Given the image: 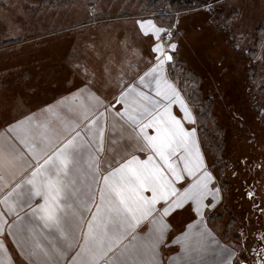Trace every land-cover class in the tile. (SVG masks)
<instances>
[{"label": "rangeland", "instance_id": "374dc122", "mask_svg": "<svg viewBox=\"0 0 264 264\" xmlns=\"http://www.w3.org/2000/svg\"><path fill=\"white\" fill-rule=\"evenodd\" d=\"M196 3L200 6L186 3L185 9L170 11L168 5L149 10L148 0H0V88L5 86V96L12 103L27 85L46 84L49 75L61 67L57 58L72 45L69 36L78 45L83 37L95 35L91 26L84 28L87 20L126 16L155 20L169 34L167 51L186 69L182 77L176 74L172 80L178 85L180 80L196 81L200 89L201 115L196 125L205 131L206 147L200 141L219 189L215 190L210 222L235 250V264H261L264 0ZM96 9L100 14L95 16ZM62 33L66 39L62 40ZM52 34L60 37L54 39ZM190 88L194 90V86ZM205 100L212 102L210 110H206ZM190 106L195 112V106ZM203 111H212L215 118L202 115ZM214 143L223 148L218 162Z\"/></svg>", "mask_w": 264, "mask_h": 264}, {"label": "snow or ice", "instance_id": "6c2138e0", "mask_svg": "<svg viewBox=\"0 0 264 264\" xmlns=\"http://www.w3.org/2000/svg\"><path fill=\"white\" fill-rule=\"evenodd\" d=\"M140 27L145 35L153 30L152 35L157 41L153 51L158 54L155 67L145 73V77L151 76L152 79L145 81V77H141L140 83L150 89L154 83L155 96L160 99L154 100L146 93L137 92L135 86H130L128 92L121 94L122 102L126 104L123 98L135 92L137 107L119 115L122 118L126 116L133 131L139 128L134 139L139 146L138 151L150 153L146 160L131 154V158L124 157L119 161L113 158L118 166L113 167L109 163L101 170L104 128L99 120L103 113L96 116L99 101L91 94L84 96L82 93L74 109L85 122L88 132L95 129L94 135L99 138L95 156L89 153L86 158L85 146L78 142L81 137L79 123H69L59 112L49 109L52 120L38 121L30 117L15 126L27 137L21 142L36 165L28 178L16 184L0 203L6 206L9 214H13L18 205V202L10 200L14 193L25 196L28 201L36 197L43 201L32 208V212L42 222L41 235L47 246L35 238L34 229L29 228L28 231L33 232L34 245L29 255H38L39 249L48 258L46 264H59L57 257H64L66 251L74 246L80 250L72 257L71 264H165L162 249L169 246L166 242L169 226L164 217L188 202L197 206V212L201 207H207L203 202L212 192L209 184L213 177L206 170L199 152L196 129H186L171 110L172 104L178 103L184 112V119L195 123L179 91L165 76V65L173 60L161 42L162 35L168 33L151 20L140 22ZM175 48L176 45L172 44L171 49ZM145 119L147 123H144ZM57 121L63 122L60 130L53 127ZM15 129L10 126L8 130ZM145 129H154L155 135H149ZM34 130H38L36 134H33ZM3 159L0 152V166ZM0 181H3L2 176ZM23 184L29 187L25 192L17 193ZM86 214L90 219L86 218ZM3 215L0 212V218ZM84 224L87 231H83ZM144 224L148 225V230L141 234L138 230ZM76 231H80L82 243H78L72 235ZM8 234L11 235V231ZM3 235L0 228V237ZM173 243L181 244L184 250L180 238ZM2 248L4 245L0 240ZM220 255L223 257L220 264H233L229 249H220ZM169 259L172 264H178V260ZM179 260L190 264V260L184 257ZM0 264H6V261L0 259Z\"/></svg>", "mask_w": 264, "mask_h": 264}, {"label": "crops", "instance_id": "0c3cea01", "mask_svg": "<svg viewBox=\"0 0 264 264\" xmlns=\"http://www.w3.org/2000/svg\"><path fill=\"white\" fill-rule=\"evenodd\" d=\"M93 13L96 16L100 14V11L96 9ZM146 20H151L158 28L164 29L151 18L136 19L126 16L110 20H97V18L87 20V26L84 28L91 26L95 35H91L87 39L83 37L78 45H76L74 37L70 35L72 45L68 52L64 51L61 58L56 57L61 67L49 75L46 84L27 85L22 88L20 97L12 103L10 101L9 103L5 96V86L0 88V152L4 157L3 164L0 166V176L3 177V181H0V200H3L8 192L15 188L16 184L25 181L36 165L31 153L21 142V139L27 137L24 132L15 129L19 121L30 117H35L38 121L52 120L53 117L49 109L59 112L69 123L73 125L79 123L78 130L81 132V137L78 142L84 144L86 158L89 153L92 156L97 154L99 138L94 135L95 129L88 132L85 122L74 109V106L79 103L82 93L84 96L91 94L98 99L96 116L103 113L99 120L100 125L104 128V151L100 153L103 161L101 170L107 168L109 163H112L113 167L118 166L113 158L115 161H119L124 157L131 158V154H135L141 160L147 159L150 153L138 151L139 146L135 143L134 137L139 133V128L137 127L133 131V126L126 116L122 118L119 115L126 111L131 112L133 108L137 107L135 102L138 98L135 92H131L123 98L126 104L122 102L121 94L128 92L130 86H135L137 92L146 93L154 100L160 99L155 96L154 83L151 89L140 83V78L145 77V73L155 67L158 55L153 51L157 42L155 36L152 35L153 30H149V34L145 35L140 27V22ZM101 28L105 29L101 31ZM57 35L60 34L50 36L55 39V37H60ZM62 36V40L66 39L63 33ZM162 43L165 46V51L171 55V52L167 51L168 43ZM170 62L165 65V76L179 91L187 109L192 113L195 123L184 119V112L178 103L172 104V113L182 121L186 129H196L199 152L203 157L206 170L212 174L213 179L209 184L212 192L203 202L207 207H201L197 212V206L188 202L180 208L173 209L167 217H164L169 226L166 241L169 246L162 249L164 261L165 264H172L169 259L172 258L178 260V264H184L179 260L180 257H184L185 260H190V264H220L223 259L220 249L227 248L231 251L233 264H235V250L226 244L221 230L216 228L209 219L215 201L216 179L210 170L206 152L200 141L195 113L179 85L170 76L168 67ZM151 79V76L145 77V81ZM163 103L166 104L167 101H163ZM92 118L94 119L95 116ZM144 123H147L146 119ZM62 125V121H57L53 127L60 130ZM10 126L15 130L9 131ZM37 131L34 130L33 134H36ZM145 131L149 135H155L154 129H145ZM105 174L107 173L105 172ZM28 187L23 184L20 189H17V193L25 192ZM94 188L95 185H93ZM145 195H150V193H145ZM10 200L18 202L16 213L9 214L6 206L0 203V212L4 213L0 218V228L4 232V235L0 237L4 245V248L0 249V259L5 260L6 264H46L48 258L39 249L37 250L38 255H29L30 249L34 246L32 243L33 232L28 231L29 228L34 229L35 238H39L41 243L47 246V241L43 240L41 235L42 222L32 212V208L43 201L39 197L28 201L25 196H17L16 193ZM96 201L99 202L98 193ZM29 203L31 207H29ZM157 207H161V205H157ZM92 211L94 212L95 209L93 208ZM86 218L90 219V216L86 214ZM82 228L83 231H87L86 224L82 225ZM147 230L148 225L144 224L138 231L144 234ZM9 231H11V235L8 234ZM72 235L78 243H82L80 231H76ZM176 238L182 240L185 246L183 251L181 244L173 243ZM79 250V247L74 246L73 249L66 251L64 257H57L59 264H71L72 257Z\"/></svg>", "mask_w": 264, "mask_h": 264}, {"label": "trees", "instance_id": "16d2710c", "mask_svg": "<svg viewBox=\"0 0 264 264\" xmlns=\"http://www.w3.org/2000/svg\"><path fill=\"white\" fill-rule=\"evenodd\" d=\"M186 3H191V5H195L197 7L200 6V4H197L196 3V0H148V4H147V9L150 10V8H153V7H157L159 5L160 8L163 9L164 6H169L170 8H172L170 11H173V10H180V9H185V6L184 4ZM175 8V9H173ZM161 10V9H160ZM264 54V50L262 51V55ZM182 62L180 60H178L176 58V56L174 55L173 56V60L168 64V67H169V73H170V76L171 77H174L176 74H179L180 77L183 76V72L186 71L185 68H183V66L181 65ZM188 71V70H187ZM185 83V85H184ZM194 86V90H192L190 87H193ZM179 87L183 93V95L185 96L186 100L192 105V106H195V116L196 118H199V116L201 115L200 111H199V106H202L200 105L199 103V96H197L200 92V89H198V84L194 82H183V80H180L179 82ZM204 101V100H202ZM205 102H208V105L206 106L207 109L206 110H210V106H212V102L209 101V100H205ZM204 115L205 116V113L207 112H204L203 111ZM206 115H209L210 118H215V114H213L212 111H209ZM221 129V127L219 128ZM198 132H199V137H200V140L204 143V146L206 147V142H205V138L203 136L204 132L205 131H200V129H198ZM213 140L217 139L215 138L214 136L212 137ZM222 142V141H221ZM215 148V152H213V154L216 155L217 157V162H218V157H220V154L222 152V146L220 144V146H216L215 143L213 144V146ZM215 157V159H216ZM222 157V156H221ZM222 159V158H221ZM220 160V159H219Z\"/></svg>", "mask_w": 264, "mask_h": 264}, {"label": "built area", "instance_id": "2783aa9c", "mask_svg": "<svg viewBox=\"0 0 264 264\" xmlns=\"http://www.w3.org/2000/svg\"><path fill=\"white\" fill-rule=\"evenodd\" d=\"M170 40L169 34L167 35H162L161 41L164 43H167Z\"/></svg>", "mask_w": 264, "mask_h": 264}]
</instances>
